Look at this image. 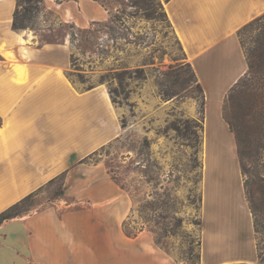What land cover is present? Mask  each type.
Returning <instances> with one entry per match:
<instances>
[{
  "label": "crops",
  "instance_id": "1",
  "mask_svg": "<svg viewBox=\"0 0 264 264\" xmlns=\"http://www.w3.org/2000/svg\"><path fill=\"white\" fill-rule=\"evenodd\" d=\"M43 5L77 29L110 19L93 0L62 4L44 0ZM163 5L186 62L204 90L206 111L211 100L218 103L220 127L240 171L239 203L246 223L233 220L231 229L216 224L208 233L204 166L201 264L253 262L257 254L253 216L222 103L248 71L238 33L264 14V0H169ZM16 7L17 0H0V213L61 177L63 194L53 205L0 226V264H178L156 244L152 233L143 230L129 237L123 230L134 210L132 195L112 179L105 159H96L124 131L107 86L87 91L74 86L68 78L70 41L40 42L28 30H14ZM207 129L205 118V150ZM228 161L221 154L215 168L229 209L236 212Z\"/></svg>",
  "mask_w": 264,
  "mask_h": 264
},
{
  "label": "rangeland",
  "instance_id": "2",
  "mask_svg": "<svg viewBox=\"0 0 264 264\" xmlns=\"http://www.w3.org/2000/svg\"><path fill=\"white\" fill-rule=\"evenodd\" d=\"M59 18L57 12L43 5L42 11L28 23L32 28L28 31L40 42L70 41L73 53L70 72L77 87L99 85L107 71L122 62L131 66L147 64L143 74L133 75L132 79L128 78L130 75L126 77L123 87L109 77V84L118 90L116 107L124 131L115 143L102 149L96 159L102 156L111 176L132 195L134 210L127 219L128 233L147 230L157 245L178 264H201L204 166L208 233L217 225L231 229L233 220L246 223L239 203L240 171L234 160L233 146L220 127L217 101L211 100L206 111L208 103L203 100L193 70L186 65L181 46L167 22L131 20L133 33L141 34L146 43L141 48L131 45L121 52L112 40H108L103 27H96L101 30L96 33L101 46L91 48L85 45L83 33L73 31ZM71 33L78 34L74 44ZM119 43L122 46L124 41ZM116 58L122 62H117ZM180 65L183 67L177 68ZM105 85L109 87L108 83ZM205 118L208 121L206 150ZM221 154L229 159L236 212L229 209L219 180L220 172L215 168V159ZM241 175L243 184L245 179L264 178V151L246 162V176L242 171ZM62 186L61 177L34 194L22 206L23 214L53 205L63 194ZM259 216L262 219L263 214ZM255 237L257 247L258 242L264 241V235L255 234ZM235 264H264V254L260 259L257 251L255 261Z\"/></svg>",
  "mask_w": 264,
  "mask_h": 264
},
{
  "label": "trees",
  "instance_id": "3",
  "mask_svg": "<svg viewBox=\"0 0 264 264\" xmlns=\"http://www.w3.org/2000/svg\"><path fill=\"white\" fill-rule=\"evenodd\" d=\"M54 1L57 4H62L64 2L78 0ZM93 1L100 4L109 12L110 19L106 22L93 23L88 29H77L74 25H69L70 29L73 31L84 34V42L87 47L96 48L101 46L97 43L96 38V33L101 30H97L96 27H103L108 34V40H112L121 52H124L126 47L131 45L141 48L146 42L141 34L133 33L134 26L130 25V22L133 19L140 18L146 22H159L160 20H163L167 22L172 29L163 5V2H167L169 0ZM43 3L44 0H17V7L13 16V29L16 31H27L28 29H32L28 23L42 11ZM128 9H134L135 11H128ZM113 10L114 13L112 12ZM77 35V33L70 34L72 44L77 41ZM238 37L248 63V71L239 79V81L226 95L222 107V116L228 124L230 131L234 134L239 164L242 173L246 176V162L252 159L254 155L258 154L259 151H264V14L244 26L239 31ZM120 41H124L122 46L119 43ZM78 50L81 51V53L83 52L82 47H79ZM181 50L184 54L182 46ZM116 61L120 62L121 59L116 58ZM186 65L192 69L190 64L187 63ZM146 66V63L131 66L128 63L124 64L122 62L117 68L108 70L107 74L109 75L106 74V76L104 75L102 77L100 84L105 85L108 83L109 94L115 105L117 104L118 90L112 88L109 82L111 80H117L120 87H123L126 77L130 75L128 78L132 79L133 75L136 76L138 74H143ZM181 67L183 66H177V68ZM193 74L196 79L197 86L202 94V98L206 101L204 90L198 82L194 71ZM73 76V73L69 72V80L77 87V82L73 79ZM79 82L85 85L84 81L80 80ZM95 86L96 85L91 84L84 88H77L87 91L91 90ZM164 95L170 96V94L165 93ZM112 179L118 184L116 177H112ZM54 181H56V179L51 181V184ZM118 185L122 189H126L122 185ZM244 190L247 202L252 212L255 234L264 235V178H260L255 181L245 179ZM258 194H260L261 197H259ZM33 196L34 194L27 196L20 202L0 213V226L6 221L23 216L24 214L21 208ZM260 214H263L262 219H259ZM123 230L129 237H136L143 231V229H141L137 233H128L127 221H125L123 225ZM263 246L264 241L257 243L258 257L260 259L264 254Z\"/></svg>",
  "mask_w": 264,
  "mask_h": 264
}]
</instances>
